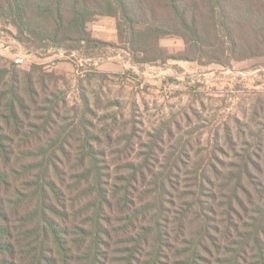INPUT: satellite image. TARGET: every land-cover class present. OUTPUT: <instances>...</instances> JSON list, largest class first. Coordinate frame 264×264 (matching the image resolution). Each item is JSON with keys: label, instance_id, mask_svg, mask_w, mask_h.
Masks as SVG:
<instances>
[{"label": "trees", "instance_id": "16d2710c", "mask_svg": "<svg viewBox=\"0 0 264 264\" xmlns=\"http://www.w3.org/2000/svg\"><path fill=\"white\" fill-rule=\"evenodd\" d=\"M99 18L116 41L93 35ZM0 20L37 55L264 57V0H0ZM171 36L183 50L161 45ZM59 79L0 60V264H264V125L227 129L193 159L192 133L145 139L119 101L96 119L82 95L72 113Z\"/></svg>", "mask_w": 264, "mask_h": 264}, {"label": "rangeland", "instance_id": "374dc122", "mask_svg": "<svg viewBox=\"0 0 264 264\" xmlns=\"http://www.w3.org/2000/svg\"><path fill=\"white\" fill-rule=\"evenodd\" d=\"M90 29L98 38L117 39L110 18L93 21ZM12 33L15 29L0 20V60L11 62L18 55L24 58V68L38 64L54 70L62 77L58 86L67 93L72 113L76 105L80 114L82 95L89 99L96 119L110 110V100L119 101L121 106L114 109H121L123 120L130 122L128 129L135 125L145 139L159 129L172 130L177 137L192 133L188 143L193 159H197L198 149H211L227 129L236 133L241 127L246 130V125L254 129L264 125V57L234 61L225 67L185 60L139 64L123 50L91 59L63 48L37 55L29 53ZM161 45L174 53L185 47L178 36L163 38ZM98 73L109 78L101 79L95 75Z\"/></svg>", "mask_w": 264, "mask_h": 264}, {"label": "built area", "instance_id": "2783aa9c", "mask_svg": "<svg viewBox=\"0 0 264 264\" xmlns=\"http://www.w3.org/2000/svg\"><path fill=\"white\" fill-rule=\"evenodd\" d=\"M10 48V46L8 45L7 47H6V49H9ZM14 59H15V61L16 62H18V63H23L24 62V58L23 57H18V55L16 56V57H14Z\"/></svg>", "mask_w": 264, "mask_h": 264}]
</instances>
